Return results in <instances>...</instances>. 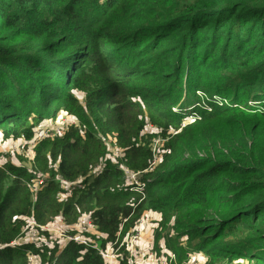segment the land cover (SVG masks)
Segmentation results:
<instances>
[{"label": "trees", "instance_id": "16d2710c", "mask_svg": "<svg viewBox=\"0 0 264 264\" xmlns=\"http://www.w3.org/2000/svg\"><path fill=\"white\" fill-rule=\"evenodd\" d=\"M61 110L85 131L44 138L30 168L0 166V264H103L73 241L58 253L8 244L26 218L85 213L113 242L151 209L188 239L166 245L179 262L264 264V0H0V135L31 140ZM148 123L168 137L158 166ZM107 134L125 167L104 159ZM123 167L141 174L143 197ZM39 171L50 176L33 193ZM59 179L83 188L62 198Z\"/></svg>", "mask_w": 264, "mask_h": 264}, {"label": "rangeland", "instance_id": "374dc122", "mask_svg": "<svg viewBox=\"0 0 264 264\" xmlns=\"http://www.w3.org/2000/svg\"><path fill=\"white\" fill-rule=\"evenodd\" d=\"M74 95L77 97V102L79 104L81 103L82 105H84V103H85L84 94L80 91H75ZM213 98L215 99L216 97H213ZM137 100H139V98H137ZM84 107H85V105H84ZM87 116H89V115H87ZM79 118H80V116H78V115L76 116L73 114H69V113H66L65 111L61 110V111L57 112V118L56 119L52 120L51 122H47V124L42 126L40 129L38 128L36 135L39 136L43 132H47V133L51 132L52 134H54V133H56V131H58L60 134H63L64 132H67V130L69 131L70 127L72 126L71 123L73 121H75L78 126H81V124H80L81 120ZM78 126H75V128ZM77 129L79 130L80 133H83L85 131L82 128L81 129L77 128ZM171 132H172V134L177 133V131H171ZM142 133L145 135H148L149 141L151 140L150 144H151V149H152V154H153L152 160L154 161V162L152 161L151 166H158V164H160L162 162L163 156L166 153V151H164V149H165L164 145H165V142L167 141L168 137H162L163 135L161 134V131L158 128H156L154 125H151L149 123L145 124ZM50 137L55 138L54 135H52ZM101 137L104 138L106 148H107L104 159H106V161L109 163L121 162V158L123 157V155L120 152V149L117 148L115 145L111 144V142L113 141V136L110 134H107L106 136L102 135ZM10 144H11L10 139H3L2 136L0 135V166H6L8 164H20L22 166H27L30 168L32 166L31 161H30V153L27 156L26 154L23 155L19 152L12 151V150H10ZM36 146H37V144L34 146V153H35V147ZM109 159L111 160V162L109 161ZM119 164L121 166H125L124 163L123 164L119 163ZM51 166H55V164L51 163ZM39 173H40V175H45V179H46V181H48V177L50 176L49 173H44L42 171H39ZM124 176L126 178L127 184L133 185V184L139 183V180L136 179L135 174H134V176H132L131 173L125 172ZM43 179H44V176H43ZM55 179L57 180L56 176H55ZM123 184H125L124 179H123ZM82 186L83 185L81 184V187H78L77 183H75L74 185H71V186L61 185L60 188L62 189L61 190L62 192L59 194V196L64 198L67 195L71 194L72 190H81L83 188ZM76 187H78V188L75 189ZM142 215H146L148 217V222L144 223V225H143L144 228H143L142 232L143 233L145 232L146 225H148L149 223L152 225L151 230L149 231V233H150L149 248L152 249V252L155 253L156 257L159 258V260H163V259L166 260V259H168L167 254H169V253L172 254V252L166 247V245L171 243L172 241H174L176 243V247L179 248L180 250H184L185 247L188 248V246H189L188 239L186 237H181L178 239L175 238L174 234L170 228L171 224L167 225L165 228H162L159 225L160 221H161V214L157 210H154V209L145 210L142 212V214L140 216H142ZM25 221H26L25 231L21 234V236H25L26 234H27V236H29L31 238H33V236H35L39 242H48L50 244L51 248H55V252L58 251V246L62 240L58 239L60 236L57 233H55L54 230L58 229L60 231L61 228H59L57 225H55L52 222V223L48 224L50 226V232L48 234L46 231H43L42 229H40L41 231L36 230V228L33 226L34 224H31L30 221H27V220H25ZM128 231L119 235L117 245H118V243L121 242L122 238H124V236H126V233ZM87 233L90 234L89 235L90 240H95L100 248L103 247L102 243H105V240H101V239L106 238L105 235L102 237L96 238L97 236L95 237V234H92L90 229L88 230ZM129 238H130V236H128V239ZM140 240L141 239H138V241L136 243L134 242L133 244L139 245ZM106 243H108L107 240H106ZM106 243H105V245H106ZM105 247H108V249L113 248L112 244L107 245ZM117 248L118 247L115 246L113 248V250H115ZM119 252H121L122 256L124 255L122 248L119 249ZM207 263H208V260H207V257L205 256L204 253L188 252V255L186 253L183 254L182 262H179L178 259L175 257L174 262L171 264H207ZM32 264H46V263H43L41 256H39V257L37 256V257H35L34 262ZM216 264H255V263L241 258V259L233 260L230 262L223 259Z\"/></svg>", "mask_w": 264, "mask_h": 264}, {"label": "built area", "instance_id": "2783aa9c", "mask_svg": "<svg viewBox=\"0 0 264 264\" xmlns=\"http://www.w3.org/2000/svg\"><path fill=\"white\" fill-rule=\"evenodd\" d=\"M197 94L202 95V93L199 91H197ZM214 100L218 104H221V101L219 100L218 97H216ZM197 116L198 115L196 113L190 114L187 117H185V121L192 122ZM71 124L73 127L78 126L75 121H73ZM77 128L84 129L83 126L82 127L78 126ZM52 135L56 137L57 135H60V133L58 131H56V133L54 134H52L51 132L50 133L43 132L39 136L35 135V137L31 140H26L23 137L19 138L18 140H11L10 150L19 152L23 155L26 154L27 156L30 153V161L32 162L35 156L34 146L38 144L44 138L50 137ZM101 140L105 142L104 138H101ZM124 167H123V170L126 173L129 172L131 173L132 176H134L135 174L136 179L139 180V183L133 184L132 187L131 185H129V189L130 190L135 189L139 191V193H141L143 197L144 182H142L140 180V177H138L140 175L139 172L137 173L132 172L130 170H127ZM97 169H98L97 167L94 168V170H97ZM44 181L46 183V180L39 178L38 180L35 181V185H31L30 183H27V187H29L30 190L33 193H35L37 191V187L39 185H42ZM59 182L61 183V185H64V186H71L74 184V182L68 183L64 179H59ZM78 187H81V184L78 185ZM25 220L30 221L31 224H34L33 226L36 228V230L41 231L40 229H42L43 231H46L48 234L50 232V226L48 224L53 222L55 225L61 228L60 231L58 229L54 230V232L60 236L58 239L62 240L58 246V251H60L64 247L66 242L73 241L74 243L82 245L83 248L85 249L91 248V249L97 250L103 260V264H120V259L122 257L121 252H119L120 248H122L123 252L126 253V264H171L174 262V259H175L174 255L169 253L167 254L168 259L159 260V258L156 257L155 253L152 252V249L148 248L145 251H140L138 249V245L133 244L134 242L136 243L138 239L141 238V235L143 233L142 231L144 228L143 225L144 223L148 222V217L146 215H142L135 222L134 226L126 233V236L122 238L121 242L118 243V245H117V242H118L120 233L117 234L115 241L106 243L105 246L111 245V244L113 248L117 246L118 248L115 250H113V248L108 249V247H105V246H104L105 248L104 247L100 248L95 240H90V237H89L90 234L87 233L89 229L91 230L92 234H95V237L97 236L96 238L102 237L104 235L97 231V228L95 225H93L92 220L90 219V215L88 213L81 215L76 220V222L73 224L66 223L64 219L61 217H55L43 226L38 225L33 218H29V219L26 218ZM25 225H26V221H25ZM25 225L23 226L21 230V234L25 231ZM128 236H130L129 239H128ZM25 241L33 242L37 248H43L46 246L48 249H51V246L48 242H39L35 236L31 238L27 236V234L25 236L20 235L18 239H16L15 241L11 242L8 245L20 244ZM1 246L2 245H0V247ZM35 257H36L35 255L28 254V257H27L28 264H32L34 262Z\"/></svg>", "mask_w": 264, "mask_h": 264}, {"label": "crops", "instance_id": "0c3cea01", "mask_svg": "<svg viewBox=\"0 0 264 264\" xmlns=\"http://www.w3.org/2000/svg\"><path fill=\"white\" fill-rule=\"evenodd\" d=\"M151 227H152V225L150 223L148 225H146V227H145V232L142 234V236L140 238L141 240H140L139 245H138V249L140 251H145V250H147V248H149V241H150L149 231L151 230Z\"/></svg>", "mask_w": 264, "mask_h": 264}]
</instances>
